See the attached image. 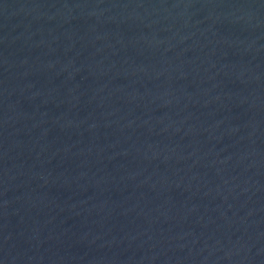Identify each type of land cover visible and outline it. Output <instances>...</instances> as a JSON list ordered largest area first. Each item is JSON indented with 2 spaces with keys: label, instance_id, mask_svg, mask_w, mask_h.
Returning a JSON list of instances; mask_svg holds the SVG:
<instances>
[{
  "label": "water",
  "instance_id": "95a60500",
  "mask_svg": "<svg viewBox=\"0 0 264 264\" xmlns=\"http://www.w3.org/2000/svg\"><path fill=\"white\" fill-rule=\"evenodd\" d=\"M0 264H264V0H0Z\"/></svg>",
  "mask_w": 264,
  "mask_h": 264
}]
</instances>
